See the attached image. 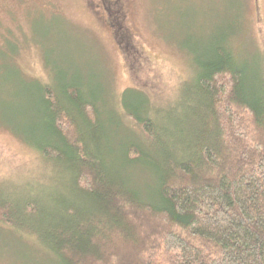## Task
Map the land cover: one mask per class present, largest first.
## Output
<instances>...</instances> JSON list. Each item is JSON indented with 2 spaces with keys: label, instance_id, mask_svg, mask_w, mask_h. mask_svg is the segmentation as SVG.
I'll list each match as a JSON object with an SVG mask.
<instances>
[{
  "label": "trees",
  "instance_id": "obj_1",
  "mask_svg": "<svg viewBox=\"0 0 264 264\" xmlns=\"http://www.w3.org/2000/svg\"><path fill=\"white\" fill-rule=\"evenodd\" d=\"M227 42L195 55L182 113L166 126L143 91L123 92L113 125L139 131L118 153L96 96L44 85V136L31 145L63 167L65 188L40 205L0 182L1 225L35 236L61 264H264V59L250 69ZM136 166L150 170L148 196Z\"/></svg>",
  "mask_w": 264,
  "mask_h": 264
},
{
  "label": "rangeland",
  "instance_id": "obj_2",
  "mask_svg": "<svg viewBox=\"0 0 264 264\" xmlns=\"http://www.w3.org/2000/svg\"><path fill=\"white\" fill-rule=\"evenodd\" d=\"M221 39L254 69L264 59V0H0L3 188L18 202L40 205L46 192L65 188L63 167L31 145L44 136V85L57 91L78 84L96 96L118 153L119 144L139 131L130 122L129 132L113 125L122 113L123 92L143 91L163 108L155 116L166 126L168 116L182 113L193 58ZM128 101L143 102L138 94ZM146 169L136 166L133 182L148 196ZM0 264L61 263L35 236L0 223Z\"/></svg>",
  "mask_w": 264,
  "mask_h": 264
}]
</instances>
